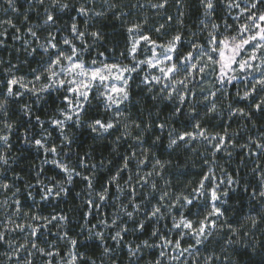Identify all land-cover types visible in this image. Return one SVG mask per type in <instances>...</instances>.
Segmentation results:
<instances>
[{
  "label": "snow or ice",
  "instance_id": "6c2138e0",
  "mask_svg": "<svg viewBox=\"0 0 264 264\" xmlns=\"http://www.w3.org/2000/svg\"><path fill=\"white\" fill-rule=\"evenodd\" d=\"M109 20L126 33L112 58L99 50ZM137 78L152 107L134 98ZM50 98L57 106L42 118ZM94 101L106 119L91 115ZM74 129L107 142L108 155L78 149ZM165 151L202 159L195 186L174 188L180 164ZM24 152L39 163L18 172ZM234 155L229 172L220 156ZM77 184L73 231L76 217L59 204ZM238 193L248 211L233 222ZM241 255L264 264V0H0V264H240Z\"/></svg>",
  "mask_w": 264,
  "mask_h": 264
},
{
  "label": "trees",
  "instance_id": "16d2710c",
  "mask_svg": "<svg viewBox=\"0 0 264 264\" xmlns=\"http://www.w3.org/2000/svg\"><path fill=\"white\" fill-rule=\"evenodd\" d=\"M135 2V0H133ZM21 3H24V0H21ZM170 11H173L170 9ZM103 31L105 33L106 39L104 42V46L101 47L100 51H105L107 54L110 55L111 51L110 49L115 48L116 51L119 47H122L126 43V33L124 32L123 28L120 25L119 21L109 20L104 22L103 24ZM133 96L137 99H142V106L146 105L147 107H152L151 101L148 96L145 95L143 91H135L133 90ZM50 101L47 104L42 103L38 106V113L41 115L42 118H46L47 114L52 111V102ZM160 110L162 114H167L168 111L171 110L170 105L161 104ZM135 111V109H133ZM93 116H99L100 111L97 112V109L94 108L92 110ZM185 124H187V121H183ZM235 123H233L234 125ZM232 125V126H233ZM237 125V124H236ZM180 127V124L177 125ZM23 129L21 128V131ZM80 150L81 151H87L89 149V146H94L96 149L97 156L100 155V153H103L104 155H108V153L111 150V146L107 142H98L92 139L91 135L88 133V131L83 132L80 136ZM17 148H21L22 146L17 143ZM124 148L121 149L123 151ZM163 149H158V151H162ZM189 153L179 152L175 153L173 156L169 157L167 155V152L165 151V155L163 158H170L179 161L180 166L179 167H173L169 175L171 179L173 180V186L176 189H183L185 185L188 182H192L193 186H195V183L200 179L201 173L206 171V166L202 167L201 170L198 169V166L202 165V160L196 158L195 156H191ZM239 156L236 155V160H234V163L239 164ZM39 163V160L34 152H24L23 158L19 164V167H17V171L20 172L21 169H24L25 171L28 170L29 165H35ZM233 163V164H234ZM235 166L232 168L233 170L237 167ZM49 175L53 174L54 172L48 171ZM241 175H244L243 171L241 172ZM79 190L74 189L73 195L68 197L65 202H61L59 204V209H63L65 211L70 212L73 216H75L77 213V206L78 204V197H75V192H78ZM198 207V206H197ZM197 207H193L191 209L192 213H194L197 210ZM229 211L227 212V215L229 216L230 220L233 222L239 220L243 215L247 214L248 211V203L247 198L244 197L242 194H234L232 197V200L230 201ZM81 212V211H80ZM76 220H80V214L78 215V218ZM75 225V224H74ZM76 230L78 229V224L75 225ZM82 238V237H81ZM91 244V242H89ZM212 247H217V245H213ZM242 252L244 250H241ZM258 259V258H253ZM248 257L245 255L240 256V264H247Z\"/></svg>",
  "mask_w": 264,
  "mask_h": 264
},
{
  "label": "rangeland",
  "instance_id": "374dc122",
  "mask_svg": "<svg viewBox=\"0 0 264 264\" xmlns=\"http://www.w3.org/2000/svg\"><path fill=\"white\" fill-rule=\"evenodd\" d=\"M124 47H125V45H123L122 47H119L118 48V50L116 51V55L118 56V53H119V51H123L124 50ZM91 55L92 56H95L96 55V52L95 51H93L92 53H91ZM106 55H108L110 58H112V56H113V53L111 52L110 53V55L109 54H107L106 53ZM139 84V78H137V80H136V82L135 83H133L132 85H131V87H132V91L133 90H135V91H142V86H140V87H138L137 85ZM239 86V85H238ZM229 91L230 92H234L235 91V89H233L231 86H229ZM149 99H150V97H149ZM57 105L56 104H52V110L56 107ZM93 108H96L97 109V112L98 111H100V116H101V118H107V114H105L104 112H103V109H102V106H100V105H97L96 104V102L94 101L93 102ZM91 115H92V111H91ZM214 123L217 125V127L219 126V121H214ZM187 124H185L184 122H182V124H180V127L181 126H186ZM235 127H237V125H236V123L233 125V128H235ZM74 131L76 132V136H77V145H76V147L79 149L80 148V139H79V136L83 133V132H86L87 130L86 129H74ZM53 135L55 136L56 134L55 133H53ZM124 151V150H123ZM219 155V154H218ZM38 158V157H37ZM40 158H38V160H39ZM202 160V159H201ZM234 160H236V155H234V157H233V159H232V162L231 163H228L227 161H228V158L227 157H224V156H220V164L221 165H223V167L224 168H226V169H228V171L229 172H232L233 171V169L232 168H234L235 166H237V164L236 163H234ZM234 163V164H233ZM202 167H205V166H198V169L199 170H201V168ZM48 169H51V166L49 165V166H47V168H46V170H48ZM52 172H54L55 170H51ZM49 174V173H48ZM54 174V173H53ZM53 174H50V175H53ZM83 187V185L82 184H77L76 185V187L74 188V189H77V190H81V188ZM177 190H179V189H177ZM78 191V192H79ZM28 203H31V201H29ZM202 203L203 202H201V204L200 205H197L198 207H202ZM78 204H80V199H79V197H78ZM77 209V211H76V215H75V217L76 218H78V215L80 214V211H81V209H79L78 207L76 208ZM42 210H44L45 211V214H47V212L48 211H51L52 209L50 208V207H47V208H45V209H42ZM105 211H112V209H105ZM197 211V210H196ZM195 211V212H196ZM194 212V213H195ZM77 221L78 220H74V222H73V225H72V229H73V231H78V229L76 230V228H75V225L77 224ZM170 223V222H169ZM75 224V225H74Z\"/></svg>",
  "mask_w": 264,
  "mask_h": 264
}]
</instances>
